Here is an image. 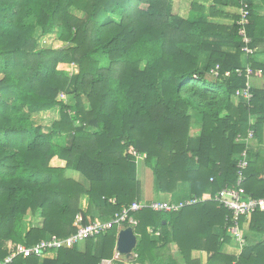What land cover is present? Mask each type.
I'll return each mask as SVG.
<instances>
[{
  "label": "trees",
  "instance_id": "16d2710c",
  "mask_svg": "<svg viewBox=\"0 0 264 264\" xmlns=\"http://www.w3.org/2000/svg\"><path fill=\"white\" fill-rule=\"evenodd\" d=\"M176 1L0 0V264L113 259L117 227L85 241L83 250L5 262L20 244L68 238L141 201L134 153L154 174L157 195H184L188 185L190 198L204 201L178 213L132 214L137 257L115 264H264V242L239 255L223 253L232 243L231 214L214 200L236 187L246 150L237 137L250 130L255 139L243 186L264 197V158L255 150L264 137V88L253 86L250 102L236 97L247 86L246 67L264 76V63L246 55L239 16L226 13L239 7L237 0H213L208 7L194 1L188 19L174 11ZM249 4L247 32L255 52L263 31L257 6ZM229 18L230 25L216 21ZM39 36L66 47H39ZM62 95L74 103L59 100ZM55 109L60 120L51 125L33 121ZM84 195L86 213L80 208ZM27 218L40 221L28 228ZM249 223L264 235V212ZM195 251L203 252L202 261L193 259Z\"/></svg>",
  "mask_w": 264,
  "mask_h": 264
},
{
  "label": "built area",
  "instance_id": "2783aa9c",
  "mask_svg": "<svg viewBox=\"0 0 264 264\" xmlns=\"http://www.w3.org/2000/svg\"><path fill=\"white\" fill-rule=\"evenodd\" d=\"M237 2L239 4V7L237 8L239 16L237 25L240 28L239 36L243 39V51L247 56H249L254 53L253 49L250 47L252 40L248 36L247 32L248 26L251 25L250 4L249 0H237ZM217 69H219V67H217ZM237 73L239 76H242L243 74L241 70H239ZM213 74L216 77L219 75L217 70L213 71ZM262 74L263 73L261 70L255 72L250 65L247 66V86L243 90H238L236 92V97L250 102L253 97L251 93L253 87L252 79H254L255 76L260 77ZM226 76H230V73H227ZM252 123L254 124V121H252ZM254 139V130H250L247 137L240 135L237 137V142L246 144V150L243 151L238 160L237 185L236 187L224 188L214 198L216 202L221 204L224 209H226L231 214V225L228 227V233L232 238V245H234L233 247L237 253L236 255L241 254L243 248L246 246V240L242 233V220L245 219L246 221H250L254 214L258 212H264V197H255L249 194L243 186L246 181V171L249 167L248 150L252 146ZM134 156L137 158V160L144 159V156L138 155L137 153H134ZM203 201L204 199L195 197L179 201H174L172 199L150 202L145 200L135 201L130 207H124L122 211L117 213L110 221L90 222L88 225L80 228L76 233L69 236L68 238H58L56 236H52L49 239L41 241L32 247H27L26 245L20 244L17 247L16 253L11 257H8L5 262L11 263L13 258L18 255H24L26 257H42L47 251H58L62 248L70 249L115 227H117L119 231L123 228H126V225L134 229V227L138 225V221L132 216V214L141 212L145 209L159 213H178L186 207L197 205ZM77 219L78 222L82 221L81 216H79ZM118 261H121V258L119 253L115 252L113 259L103 260L101 264H115Z\"/></svg>",
  "mask_w": 264,
  "mask_h": 264
},
{
  "label": "crops",
  "instance_id": "0c3cea01",
  "mask_svg": "<svg viewBox=\"0 0 264 264\" xmlns=\"http://www.w3.org/2000/svg\"><path fill=\"white\" fill-rule=\"evenodd\" d=\"M188 1V3L190 4V7H189V10H188V12H187V17L185 18V17H183L184 19H188V17H190L191 15H192V12H191V5H192V3L194 2V1H196V2H198V3H201V4H203V5H205L206 7H208V6H210V5H212L213 4V0H187ZM254 3H255V5L257 6V7H255V10H256V16L257 17H260L261 18V20L259 21V26H260V28H261V30L263 31V35L261 36V38H260V43H261V46L260 47H258V48H256L255 49V52H254V54H253V58H254V60H256L258 63H264V23H263V20H264V0H252ZM226 13H228V14H230V15H238V11H237V8L236 7H228V8H226ZM217 22H219V23H221V24H228V25H230V24H232L233 23V20H232V18H229V19H218V20H216ZM58 43H61V42H58ZM63 44V43H62ZM258 81V80H257ZM260 85H259V87L258 88H260V89H262V87H264V76H262V78L260 79ZM66 97V96H65ZM62 100V99H61ZM54 111V113H56L55 114V116H54V119H53V122L54 121H57V120H60V110H59V113H57V111H56V109L55 110H53ZM52 111V112H53ZM49 113H51V112H48L47 114H49ZM46 114V113H45ZM40 115H44V114H39L38 116H40ZM52 122V123H53ZM51 123V124H52ZM50 124V125H51ZM43 125H45V124H43ZM47 126H49V125H47ZM255 150L257 151V152H259V153H261L262 154V156H263V158H264V137H263V140H262V143L260 144V145H255ZM54 165H59V166H62L63 164L62 163H60L59 161H54ZM139 175H140V173H139ZM139 179H140V177H139ZM140 181H141V183H142V200H145V201H154L156 198H154L153 197V199H151V200H147V198H146V193H144V181H142L141 179H140ZM184 190H185V194L184 195H182V194H177L175 197H173L172 195H168V194H166V195H157L158 197H157V201H159V200H169V199H172V200H174V201H179V200H184V199H187V198H190V190H189V186L188 185H185L184 186ZM208 199V198H207ZM88 207H89V197L87 196V195H84L83 197H82V199H81V203H80V208H81V210L84 212V213H86L87 212V209H88ZM39 222V221H38ZM250 221H244L243 223H242V233H243V236H244V238H245V240H246V246L247 245H251V244H256V243H259V242H264V235H262V238L261 239H258L257 240V234L256 233H254V232H252L251 230H250V223H249ZM38 224V223H37ZM118 233H119V231H118ZM252 236H254V238L255 239H253L251 242H250V239L252 238ZM138 239V238H137ZM230 245H232V243H230L229 245L227 244V245H225L224 246V248H223V253H225V254H228V255H235V254H237L236 253V251H235V249L233 248V251H235L234 253L233 252H231V251H229V250H231L230 248ZM116 248H117V246H116ZM81 250H83L84 249V243H83V246L80 248ZM117 252V251H116ZM172 253H174L175 254V256L177 255L176 254V247H175V245L174 246H172ZM134 255H135V258L137 257V255H136V253H135V251H134ZM135 258L133 259V260H135ZM193 259L194 260H197V261H202L204 258H203V252H200V251H195V252H193ZM132 260V261H133ZM122 261V260H121ZM131 261V262H132ZM125 263H130V262H125Z\"/></svg>",
  "mask_w": 264,
  "mask_h": 264
},
{
  "label": "rangeland",
  "instance_id": "374dc122",
  "mask_svg": "<svg viewBox=\"0 0 264 264\" xmlns=\"http://www.w3.org/2000/svg\"><path fill=\"white\" fill-rule=\"evenodd\" d=\"M189 7H190V4L188 3L187 0H177L175 3H174V11L179 13V15L181 17H187V12L189 10ZM38 43H39V47H45V48H53V49H63L66 47V45L62 44V43H58L53 36H47V37H41L39 36V39H38ZM257 72V71H255ZM263 74L259 77V76H255L254 79H252V86L258 88L259 85H260V79L262 78ZM258 80V81H257ZM264 88V87H262ZM260 89V88H258ZM62 97V98H61ZM63 100L64 102H67V103H71L73 104L74 103V100L70 97H65V96H60L59 100ZM57 113H59V109H56ZM56 113H54V111L49 114H44V115H40V116H34L33 117V121L35 122V124H45L46 126L47 125H50L52 122H53V119H54V116H55ZM192 134L193 136H197L198 134V126H196L193 130H192ZM254 145V144H253ZM57 160H55L56 162ZM54 163V162H53ZM138 165H139V177L142 181H144V193H146V198L147 200H151L154 198H156L154 201H157V193H156V190H155V183H154V174L152 173L151 169L148 168L146 165H145V162H144V159H139L138 160ZM70 176L74 177L75 179H79L81 176L74 172V171H70L69 172ZM38 221H40L39 218H27V227L29 228L30 225H36L38 223ZM262 238V235H259L257 234V240L258 239H261ZM255 239L254 236H252V238L250 239V242ZM85 243V242H84ZM80 248L83 246V243L79 244L78 245ZM234 245H230V249L229 251L231 252H235L233 251V247ZM235 249V248H234ZM172 255H175L174 253H172Z\"/></svg>",
  "mask_w": 264,
  "mask_h": 264
},
{
  "label": "water",
  "instance_id": "95a60500",
  "mask_svg": "<svg viewBox=\"0 0 264 264\" xmlns=\"http://www.w3.org/2000/svg\"><path fill=\"white\" fill-rule=\"evenodd\" d=\"M138 239L132 227H126L119 231L116 251L123 262H131L134 258V251L137 247Z\"/></svg>",
  "mask_w": 264,
  "mask_h": 264
}]
</instances>
